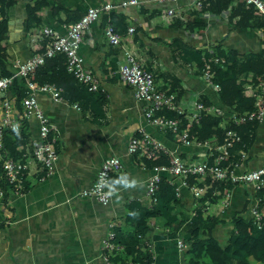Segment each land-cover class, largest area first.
<instances>
[{"label":"crops","instance_id":"obj_1","mask_svg":"<svg viewBox=\"0 0 264 264\" xmlns=\"http://www.w3.org/2000/svg\"><path fill=\"white\" fill-rule=\"evenodd\" d=\"M60 1L71 10L82 12L87 5L101 0ZM192 1L194 0L171 2L167 8L174 9L173 15H166L165 11L163 15L151 18L139 14V6L130 5L122 9L131 13L134 24L130 25L144 29L150 40L152 38L170 40L177 33L186 41L206 48H211L216 42L222 41L225 46L237 48L241 52L262 50L264 36L261 29L238 27L227 32L229 8L218 15L206 10L194 17L191 12L199 10L200 3L193 7ZM25 14L24 0H17L9 9V30L4 41V54L5 62L10 69L15 59H26L38 51L42 44L41 41L31 40L35 26L29 31L24 28ZM102 15L84 33L79 53L83 57L84 66L98 78L100 91L106 97L107 101L102 105L103 114L100 117L92 116L90 111L77 101H70L63 96L62 100H56L46 91H34L44 115L52 126L51 134L55 138L57 158L50 171L31 162L30 171L25 175L19 193L13 192L12 185L6 186L0 207V216L3 220L0 224V264H84L85 261L104 264L101 260L100 246L110 228L109 225L113 224L111 226L113 229L114 226L124 223L125 205L130 200L137 199L143 203L145 201V179L150 174V167L143 164L139 155L126 153L128 138L145 130L184 155L203 149L192 144H182L176 138L168 143L160 136L162 130L146 121L143 115V102L135 98L131 87L119 81L116 69L122 60V49L120 45H113L104 37ZM172 16L192 26L195 21L202 22L203 27L193 33L184 28L171 31L156 27L157 23L166 26L167 19ZM65 17L63 12L55 11L53 0L34 13L38 27L50 25L59 29ZM121 42L131 46L143 64L144 56L136 48L131 34L123 35ZM152 42V47H156L161 54L154 60L153 67L159 70L169 69L180 76L182 84L180 105L194 104L195 97L207 96L210 99L213 94L217 95L197 73L202 61L194 65L173 63L169 56L167 57L168 52L165 48L153 40ZM158 64L163 65V69H160ZM248 87L247 93L254 92V87L249 85ZM9 88L10 86L0 91V104L6 98L11 103L14 101L13 105L20 109L15 95ZM259 97L258 101L262 96ZM262 102V119L258 121L253 143L240 161L238 171H247L264 164V100ZM26 119L30 121L31 127L30 140L26 145L28 148L36 141L38 120L35 116ZM234 127L238 128V125ZM111 155L120 157L122 167L112 172L110 179L127 172L139 181L138 187L121 189L118 196L111 193L107 204H101L89 196H80L78 192L88 188L94 181L101 161ZM232 191L231 201L220 216L227 218V221L217 224L212 230L213 235L222 244L234 231L231 218L239 217L252 202L251 188L237 184ZM178 197L188 208L192 206L191 195L187 189L183 188ZM213 210L219 212L220 207L216 205ZM152 222L149 221L151 229L147 233L146 241L155 264H187L183 260L186 241L177 237L174 247H170L167 244V232L160 225L155 227V223ZM183 228L187 230V226L183 225L175 232ZM189 238L190 236L186 239ZM178 239L184 242L183 247H178Z\"/></svg>","mask_w":264,"mask_h":264},{"label":"trees","instance_id":"obj_2","mask_svg":"<svg viewBox=\"0 0 264 264\" xmlns=\"http://www.w3.org/2000/svg\"><path fill=\"white\" fill-rule=\"evenodd\" d=\"M26 2V14L23 20L24 28L29 31L38 25L34 19V13L49 4L51 0H24ZM55 2V11L65 14V22L76 20L82 12L67 8L60 0ZM116 1V0H114ZM17 0H0V76L9 75L12 69L5 62L4 41L7 39L9 30V9ZM233 2V3H232ZM171 2H145L139 4L138 13L148 18L163 15ZM229 8L227 17V32L238 27L250 29H261L264 36V15L254 6L243 0H201L200 9L193 10L191 14L196 17L199 12L211 11L214 15L220 14ZM109 24L114 32L125 35L130 24H134L132 15L122 8L111 9L103 13L101 26ZM166 26L157 23L156 27H163L174 31L175 29H186L190 33L198 31L203 27L202 22H196L194 26L176 16L168 18ZM84 35V34H83ZM131 39L136 48L142 53L145 61L143 66L153 72L158 86L167 93H174L175 99L181 97V79L178 74L169 69L159 70L153 67L154 60L161 54L156 47H152V40L165 48L170 60L179 65H194L203 59L218 57L216 61L210 60L211 72L214 79L219 83V90L209 99L201 96L199 99L204 105L220 108L223 114L216 116H201L195 127L189 130L194 132L201 140H210L214 145L224 141L225 131L228 126L226 114L230 112L243 113L257 108V92L247 93V86L254 85L264 80V47L261 51L250 50L241 52L237 48L225 46L222 41L216 42L211 48L196 45L186 41L181 35L175 33L170 40H150L146 31L135 25L131 33ZM151 41V43L149 42ZM156 43V44H157ZM42 46L45 42H42ZM42 48L39 49V51ZM220 58H223L221 60ZM201 68L197 70L200 73ZM34 79L38 83L50 82L61 87V95L70 100L77 101L86 108L92 116H102V105L107 101L100 86L95 90L88 89L86 84L78 82L76 77L66 71L64 54L56 52L45 58L44 63L34 73ZM25 84L22 78L13 77L10 91L15 96L18 108L21 109L20 100L24 93ZM156 114H162L169 118H175L178 113L175 110L161 109ZM188 117L183 115L179 119L178 130L186 127ZM29 120L24 118L19 128V135L11 128H5L2 134V152L12 158H21L22 152L30 140L31 127ZM259 122L256 119L246 120L238 124L237 135L231 146L228 147V156L220 162L224 166L238 160L241 151H247L253 143L255 131ZM160 136L168 143L175 139L170 130L160 131ZM218 150H213L208 163ZM146 167L156 164L168 163V157L159 152L153 158L146 159L141 156ZM1 171V161H0ZM190 183L208 185L205 196H210L213 186L221 189L220 183L212 181L208 176H190ZM230 186V184H228ZM255 194L264 195V187L257 190ZM156 201L148 208L141 200L132 199L125 205L124 223L114 226V243L121 247L109 251L111 263H124L133 260L135 264H149L152 260L144 241L151 229L149 223L152 220L162 228H167V233L172 234L183 225L187 226L190 238L186 240V248L183 251V260L187 264H264V218L261 228L239 216L231 218L234 231H232L225 243H221L212 233L213 228L227 221V218L208 213L198 206L187 207V204L175 194L174 185L164 179H160L156 190ZM201 202V200H199ZM134 213V215H133Z\"/></svg>","mask_w":264,"mask_h":264},{"label":"built area","instance_id":"obj_3","mask_svg":"<svg viewBox=\"0 0 264 264\" xmlns=\"http://www.w3.org/2000/svg\"><path fill=\"white\" fill-rule=\"evenodd\" d=\"M174 2L176 0H101L94 4L87 5L81 15L76 20H67L61 22L59 29L50 25L35 27L32 30L31 40L45 42L44 46H40L42 50L35 51L26 59H15L12 62V72L9 75L0 76V91L8 88L13 77L22 78L25 82L26 89L21 98V109L14 106V101L4 98L0 104V207L1 200L5 195L6 186L12 185L14 193L21 191L22 182L25 175L30 171L31 162L45 167L50 171L53 162L57 158V152L54 146V136L51 134L52 126L43 113L41 106L34 94L35 90L46 91L56 100H62L61 87L54 83L45 82L38 83L34 79V73L40 67L46 57L56 52L64 54V64L66 71L72 73L78 82L86 84L88 89L93 90L100 86L98 78L84 66L82 55L79 53V46L82 42L83 34L89 26L96 22L103 13L109 12L111 9L126 8L127 6H139L142 2ZM247 4L254 6L264 15V0H243ZM193 7H197L200 0L191 2ZM174 9L169 7L166 9V15H173ZM133 26L129 25L126 34H131ZM104 37L113 45H120L122 49V60L116 69L119 81L132 88L136 99L143 102V115L147 122L154 125L158 130H170L177 140L185 145H195L202 147L200 152H192L184 155L177 152L165 144L161 139L153 136L148 131L142 130L138 135L130 136L126 142L125 150L128 154H137L142 158L150 159L161 152L168 157V163L156 164L150 167V174L145 179V201L144 204L151 208L156 201V190L160 179H164L169 184L174 185L176 196H179L183 188L187 189L191 195V205L198 206L208 213L217 216L223 215V211L229 205L232 198V189L237 184H243L252 189V202L247 205V209L241 212L242 217L247 221L255 224L257 228H261L264 218V195L255 194L257 190L264 187V164L257 168L247 171H238L240 161L245 157L246 151H241L238 160L228 163L224 166L220 165L222 160L228 156V147L231 146L235 139H238L237 127L241 122L246 120L262 119V104L264 100V80L259 81L254 86L256 96L261 99L257 100V108L255 110L243 113L230 112L226 114L228 126L225 131L224 141L221 144L214 145L212 141L206 139L201 140L189 128L195 127L201 116H216L223 114L220 108L204 103L197 97L194 98V104L180 105V99L176 100L174 93H167L161 89L154 78L153 72L146 69L139 60L131 46L122 44L123 35L114 32L109 24L104 28ZM218 57L203 59L200 63L201 71L199 76L201 80L216 93L220 86L214 79L211 72L210 60L216 61ZM223 60V58H220ZM160 69L163 65L158 64ZM102 89V88H101ZM103 90V89H102ZM263 98V99H262ZM14 104V105H13ZM175 110L178 116L169 118L162 114H156L161 109ZM187 116L188 121L186 127L179 131L178 124L181 116ZM35 116L38 120V130L35 142L21 154V158H12L2 152V134L5 128L13 129V126H20L24 118ZM213 150L218 153L213 158L212 163H208ZM122 167L121 159L118 155L105 157L96 172V176L92 184L88 188H84L78 192L80 196H89L101 204H107L110 199V192L106 188H98L97 183L101 178L110 180L112 172ZM208 176L212 181L219 182L221 189L213 186V192L210 196H205L208 185L190 183V176ZM230 184V186H228ZM201 200V202H199ZM218 205L220 211L217 212L214 207ZM0 216V224L2 222ZM153 224V222H152ZM110 228L105 238L101 242V260L104 264H120L118 262L111 263L109 259V251L117 250L121 246L114 243V230ZM157 224H155V227ZM167 231V228H162ZM150 252L148 242L144 241ZM178 247L185 244L181 239L177 240ZM84 264H93L85 261ZM122 264H135L133 260H128ZM149 264H155L153 260Z\"/></svg>","mask_w":264,"mask_h":264},{"label":"clouds","instance_id":"obj_4","mask_svg":"<svg viewBox=\"0 0 264 264\" xmlns=\"http://www.w3.org/2000/svg\"><path fill=\"white\" fill-rule=\"evenodd\" d=\"M12 131L19 135V128L18 126H13ZM139 185V181L136 178L131 177L127 172H122L118 177L115 179L105 180L101 178L100 181L97 183L98 188H106L110 193L113 195H117L121 189L129 190L135 189ZM117 203H119V198H117ZM134 215V213H133Z\"/></svg>","mask_w":264,"mask_h":264},{"label":"rangeland","instance_id":"obj_5","mask_svg":"<svg viewBox=\"0 0 264 264\" xmlns=\"http://www.w3.org/2000/svg\"><path fill=\"white\" fill-rule=\"evenodd\" d=\"M247 88H249V87L247 86ZM166 235L168 236L167 244L170 247H174L177 237L181 238L183 241H186L187 240L186 238L189 237L188 236L189 234L187 233V230H185V228H183L182 230H180L178 232H174L172 234L166 233Z\"/></svg>","mask_w":264,"mask_h":264}]
</instances>
